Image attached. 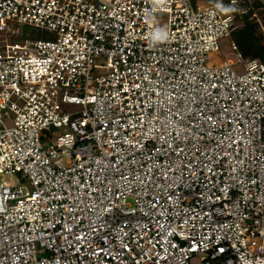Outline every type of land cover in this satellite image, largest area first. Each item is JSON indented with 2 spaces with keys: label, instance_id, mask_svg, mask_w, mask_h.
Wrapping results in <instances>:
<instances>
[{
  "label": "built area",
  "instance_id": "1",
  "mask_svg": "<svg viewBox=\"0 0 264 264\" xmlns=\"http://www.w3.org/2000/svg\"><path fill=\"white\" fill-rule=\"evenodd\" d=\"M238 2L0 0L34 31L0 45V264H264V64L210 62Z\"/></svg>",
  "mask_w": 264,
  "mask_h": 264
},
{
  "label": "trees",
  "instance_id": "2",
  "mask_svg": "<svg viewBox=\"0 0 264 264\" xmlns=\"http://www.w3.org/2000/svg\"><path fill=\"white\" fill-rule=\"evenodd\" d=\"M221 7L223 5L221 4ZM230 11L235 15L236 22L242 24L232 35L240 53L245 59L258 60L264 64V43H260L264 35L256 32L257 23L253 19V12L259 11L263 7V3L259 0H253L252 7L245 0H239L236 4H231ZM237 10H244L245 12L239 14ZM263 11V10H262ZM262 11L260 13H262ZM10 33V32H8ZM21 40L34 35L33 28L28 26L20 27Z\"/></svg>",
  "mask_w": 264,
  "mask_h": 264
},
{
  "label": "rangeland",
  "instance_id": "3",
  "mask_svg": "<svg viewBox=\"0 0 264 264\" xmlns=\"http://www.w3.org/2000/svg\"><path fill=\"white\" fill-rule=\"evenodd\" d=\"M245 1H250L253 2V0H245ZM260 2L263 3L262 0H259ZM192 4H201V5H210L212 3L215 2V0H191ZM249 3V2H248ZM250 4V8L252 7V3ZM229 9L231 8L228 5ZM263 10V11H262ZM262 11V13H260ZM245 11H243L244 13ZM253 21L255 23H257V27H256V32L259 34L264 35V3H263V7L261 9H259V11H254L253 12ZM242 14V13H239ZM241 21H239V26L242 24H240ZM11 30L9 31L10 33H7L6 35H4L3 33H0V45H3L5 42L10 43V42H14V41H20L21 38V33H20V26L12 24L11 25ZM40 34H44V32H41ZM37 35V33H36ZM231 41H234L233 38H222L218 41V48H219V52L218 54H212L210 56V62H215L216 64H219L221 62L224 61H231L232 63H236V56H235V52H233L231 50ZM260 43H264V38L261 39ZM233 69L237 72L240 73L241 72V66L240 65H235L233 67ZM1 180L3 182H5L7 185L9 186H24L26 184V188L27 191L31 190V187L27 184V180L25 177H23L22 175L19 174H10V175H2L1 176ZM128 202H130L128 200ZM41 255H38V257H40ZM190 264H200L199 262V257L194 256L191 260H190Z\"/></svg>",
  "mask_w": 264,
  "mask_h": 264
}]
</instances>
